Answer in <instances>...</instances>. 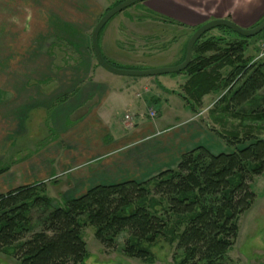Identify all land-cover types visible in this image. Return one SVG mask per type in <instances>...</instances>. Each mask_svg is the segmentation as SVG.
Returning a JSON list of instances; mask_svg holds the SVG:
<instances>
[{
	"label": "crops",
	"instance_id": "0c3cea01",
	"mask_svg": "<svg viewBox=\"0 0 264 264\" xmlns=\"http://www.w3.org/2000/svg\"><path fill=\"white\" fill-rule=\"evenodd\" d=\"M102 1L0 0V196L43 183L74 200L174 170L198 147L226 152L205 119L216 94L198 108L186 104V74L124 77L97 64L88 35L111 7ZM257 12L229 20L249 28ZM117 18L101 29L98 47L111 66L131 70L179 64L190 37L168 40L167 26L199 21L170 0H146ZM171 48L170 62L161 61ZM150 106L158 113L151 120L143 118Z\"/></svg>",
	"mask_w": 264,
	"mask_h": 264
},
{
	"label": "trees",
	"instance_id": "16d2710c",
	"mask_svg": "<svg viewBox=\"0 0 264 264\" xmlns=\"http://www.w3.org/2000/svg\"><path fill=\"white\" fill-rule=\"evenodd\" d=\"M199 40L188 67L181 72L189 77L185 89L192 100L200 102L203 96L218 93L222 83L227 91L219 102L227 101L226 111H231V103L241 106L264 88V62H246L244 40L226 50L211 39ZM208 52L214 54L207 56ZM229 67V78L222 79L219 70ZM246 116L264 121V107ZM215 133L229 153L213 155L198 147L183 154L176 169L142 183L96 186L53 209L45 230L27 240L32 230L28 213L51 203L38 195L45 191L44 184L19 187L0 196V252L14 251L20 264H83L88 254L81 229L90 225L96 240L107 248L126 232L124 253L146 262L152 260L149 246L164 237L167 229L183 226L176 237V249L182 250L178 264H219L237 238V217L253 204L248 181L264 174V139L247 132L243 137L237 132Z\"/></svg>",
	"mask_w": 264,
	"mask_h": 264
},
{
	"label": "rangeland",
	"instance_id": "374dc122",
	"mask_svg": "<svg viewBox=\"0 0 264 264\" xmlns=\"http://www.w3.org/2000/svg\"><path fill=\"white\" fill-rule=\"evenodd\" d=\"M105 1L110 3L111 7L115 5V3H112L114 0ZM105 1H102V3ZM119 1L117 0V2ZM170 1L179 5L185 4L190 9V11L198 17L199 21L189 25V27L184 26L181 29V26L178 25L170 27L167 26L166 32L168 40L172 37H174V39L181 36L187 38L190 37L194 30L200 27L201 24L208 20H212L216 15L219 14H223L225 18L228 17V19L236 20L235 18L238 16V14H241L243 17L250 14L252 10H256L258 11V20L261 22L264 18V0ZM134 5H139V2L135 3ZM134 5L127 7L123 9L122 12L114 15L110 22L114 21L118 15H123V12H129L130 8H134ZM219 11H221V13ZM135 12L138 11L135 10ZM140 13H144V11L136 13L135 16ZM140 15L143 16V14ZM129 19H131V17ZM259 21L250 27L259 24ZM242 28L249 29L245 26H242ZM142 30L146 31L147 29ZM138 31V29H135L132 35L136 37L139 35ZM90 33L88 36H90ZM210 39L214 41V45L216 47L218 46L221 50H226L233 43L236 44L244 40L243 42L245 46L243 47V53L244 59L246 58V62L249 65H261L264 62V31H262V33L257 36L245 39L243 37L241 38V36L239 37L229 29L216 27L215 29H211L210 31L206 32L198 42L202 43ZM174 52L175 49L171 48V50L168 51V54L164 55V59L160 60L164 62L169 60L170 62L171 58L174 56ZM212 54L214 53H206L207 56ZM172 66H175V64L163 65L160 67L170 68ZM230 71V67L222 68L219 70V75L222 79L226 80L229 78L228 75ZM183 74L172 73L170 77ZM241 83L242 82H240L237 86L241 85ZM221 84L222 83L219 84V92L214 93L219 98L227 91L226 89H223ZM186 96V104H193L195 107L199 106L197 101L194 99L192 100L188 93H186ZM219 98L214 104H211V106L208 107V114L206 113L205 115L206 121L211 124V127L215 129V132H224L228 134L237 132L241 137H243L245 132H247L258 138L264 139V121L252 120L246 116L252 111L264 107V88L261 91L256 92L253 97H251V101L244 103L241 106L236 105L235 102L231 103V111H226V104L228 102L225 101L220 103ZM149 109L146 111V113L149 111ZM155 109L157 111V108ZM162 113L164 114V109H162ZM225 151V153H229L231 150L227 147ZM248 185L250 187V191H252L254 194V199L252 201L253 204L246 212L237 217L235 222V226H237V238L234 240V243L226 252L219 264H264V174L250 178ZM44 187L45 191H39L38 195L50 199L51 203L48 205V207L40 206L30 210L27 217L32 230L29 235L26 236V240L29 239L33 233H41L44 231L47 227V216L53 209L62 207L64 204L65 199L63 196L61 197L58 187H47L46 184H44ZM156 208L160 211V207ZM172 222L168 223V228L172 226ZM183 229V226H180L179 229H167L164 237L162 236L158 238L155 244L148 247V251L151 252L152 255V260L145 262L136 257H130L124 253V248L127 242L126 240L128 239V234L126 232H122L116 236L114 239V245L110 248H107L101 242L96 240L94 228L90 225H86L81 229L82 240L85 243L86 253L88 254V257L83 262V264H178L182 255V250L176 249V245L178 243V239H176V237ZM47 233L48 235H51L50 232L47 231ZM14 253L15 252L12 250H9L7 254L0 252V264H20L19 257H17Z\"/></svg>",
	"mask_w": 264,
	"mask_h": 264
},
{
	"label": "water",
	"instance_id": "95a60500",
	"mask_svg": "<svg viewBox=\"0 0 264 264\" xmlns=\"http://www.w3.org/2000/svg\"><path fill=\"white\" fill-rule=\"evenodd\" d=\"M141 3L146 2V0H123V2H120L114 6L111 7V9H108L101 17L100 19L95 23L96 25L92 29L90 33V47L92 50V54L94 58L96 59L97 64L102 68L108 71L111 74H116L119 76H130V77H149V76H160V75H172V73H181L183 70H185L190 63L192 59V50L194 48L195 42L199 40L202 36L205 35L206 32L210 31L211 29H215L216 27H224L231 30L233 33L237 34L238 36H241L245 39H249L251 37L257 36L264 31V18L262 21L253 26L249 29H245L242 27H238L236 24H234L229 19H216L212 21H208L198 27L196 30H194L193 34L190 36V38L186 42L185 46V56L181 63L172 66L170 68L160 67V68H151L149 70H131V69H121L118 67H113L107 61L105 58L101 56L100 49L98 47V37L99 33L101 32V29L107 24L108 21L112 19V17L120 12L123 11V9L133 6L135 3Z\"/></svg>",
	"mask_w": 264,
	"mask_h": 264
},
{
	"label": "built area",
	"instance_id": "2783aa9c",
	"mask_svg": "<svg viewBox=\"0 0 264 264\" xmlns=\"http://www.w3.org/2000/svg\"><path fill=\"white\" fill-rule=\"evenodd\" d=\"M157 116H158V113H157L156 109L153 106V107H150L149 111L145 115H143V118L147 117L148 119L151 120V119H154ZM129 119H130V116L126 115L125 116V120L128 121Z\"/></svg>",
	"mask_w": 264,
	"mask_h": 264
}]
</instances>
